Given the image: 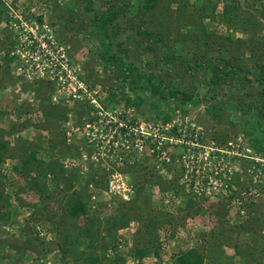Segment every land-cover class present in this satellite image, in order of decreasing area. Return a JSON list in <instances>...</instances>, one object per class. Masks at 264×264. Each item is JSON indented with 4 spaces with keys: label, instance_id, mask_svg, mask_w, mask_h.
Masks as SVG:
<instances>
[{
    "label": "rangeland",
    "instance_id": "rangeland-1",
    "mask_svg": "<svg viewBox=\"0 0 264 264\" xmlns=\"http://www.w3.org/2000/svg\"><path fill=\"white\" fill-rule=\"evenodd\" d=\"M227 59L264 64V0H0V264H264L262 97L209 83ZM112 117L159 127L166 154L114 147ZM117 166L127 201L103 191Z\"/></svg>",
    "mask_w": 264,
    "mask_h": 264
},
{
    "label": "built area",
    "instance_id": "built-area-1",
    "mask_svg": "<svg viewBox=\"0 0 264 264\" xmlns=\"http://www.w3.org/2000/svg\"><path fill=\"white\" fill-rule=\"evenodd\" d=\"M57 65H61V67H57L56 70H52V72L55 73L53 76V79L57 77L62 78L64 76V71L68 73V76L70 78L75 79L74 87L70 88V90H73V95H76L78 90H82L84 92L87 91V86L81 79L78 78L76 73V70L67 62L63 63L59 58H57ZM49 67V66H47ZM46 67V68H47ZM73 74V75H72ZM81 93H78V97L81 96ZM113 123V124H112ZM141 121H136L135 126L132 127V125H128L125 122H122L115 117H112V121H109L108 125L110 127V132H107V135L104 136V138H107L109 142L114 145V147H120L121 150H126L128 152H134L135 149H138L139 151H142V148L144 149V142L146 139L150 138L151 140H156L157 138H161L160 128L156 127L152 124H141ZM114 126V127H113ZM193 129V128H192ZM191 129V130H192ZM189 134V137H193L195 140H190L191 146L198 145V142L196 141L197 137L199 136V132L196 130H192L187 132V135ZM108 136V137H107ZM157 146L154 144L153 151H156L157 159L159 160L160 157H163V154H166L165 149L163 146H161L162 142L161 140H158ZM177 141V140H176ZM155 142V141H154ZM134 143L136 144V148L134 147ZM108 143V146L113 149V146ZM142 148L140 149V147ZM205 155V159L208 158L210 155V151L205 150L201 154ZM122 158V157H121ZM128 175L124 173L121 169H119V166L117 168H114L108 177V181L106 184V189H104V193L108 195H115L122 200H129L131 194L134 192L133 184L128 181ZM198 180H196L197 183ZM201 181V180H199ZM199 183V182H198ZM202 184V183H200ZM93 198H96V195H93Z\"/></svg>",
    "mask_w": 264,
    "mask_h": 264
},
{
    "label": "trees",
    "instance_id": "trees-1",
    "mask_svg": "<svg viewBox=\"0 0 264 264\" xmlns=\"http://www.w3.org/2000/svg\"><path fill=\"white\" fill-rule=\"evenodd\" d=\"M90 2H92V0H89ZM147 7H150L149 3H146ZM114 12L113 11H108V12H102L100 15H97L96 20L97 21V25L102 28L107 35L110 37V34L108 32V24L111 21V18L113 17ZM167 59H170V56H166ZM211 70V78H209V83H214L217 82L219 80H221L222 78H224L225 76H229V75H235V76H239L242 77V80L240 81L242 83V88L246 89L248 85L253 86L256 85L257 88H259V93L260 96L262 97V102H260V105H255V109L257 110V114L259 116H261L262 118H264V64L259 65L255 68H251L246 70L245 72H243L240 68L236 67L235 65L232 64V62L230 61V59H227L223 64H213V66L210 68ZM131 70V69H130ZM158 91V90H157ZM184 93V92H183ZM190 95L185 94L184 93V100H189L190 99ZM255 140L256 146L259 147V140L257 138H253ZM261 140H264V135L261 136L260 138ZM264 149V148H263ZM121 205L128 206L130 204L129 202H123L120 201ZM74 210L72 211V213L76 212L79 208L82 209V211H84V209L82 207H77L75 208V206L73 207ZM117 209L118 206H117ZM120 217V215H119ZM175 220L172 219V222ZM255 238V236H254ZM264 242V237L262 236V238L260 239ZM235 251L237 254H244L243 252H241L240 249H238V246L234 245ZM211 249L212 248H208L206 250L203 249L202 251H199L197 249H192L189 252H186L185 254H182L180 256H178L176 258L177 260V264H204L205 262H209L210 264L213 263L215 264V261L211 255ZM136 253H138V249L135 250ZM247 254V253H246ZM254 254L250 253L248 255H246V257L248 256L250 259L253 258ZM221 259H223V257H221ZM255 262H257L258 264H263V262L260 260H255ZM245 264H248V262H246Z\"/></svg>",
    "mask_w": 264,
    "mask_h": 264
}]
</instances>
